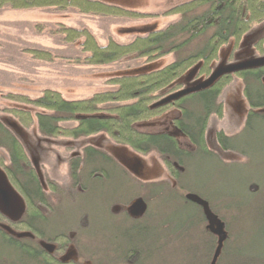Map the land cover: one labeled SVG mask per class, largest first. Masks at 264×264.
I'll return each mask as SVG.
<instances>
[{"label":"trees","instance_id":"trees-1","mask_svg":"<svg viewBox=\"0 0 264 264\" xmlns=\"http://www.w3.org/2000/svg\"><path fill=\"white\" fill-rule=\"evenodd\" d=\"M207 5L208 13L186 22L169 24L163 28H158L156 24L129 27L128 32L136 36L127 44H119L111 38H108L106 44H99L96 36L88 29L72 28L63 23L51 25L42 22L34 25L33 29L37 35H46L67 48L71 46L76 52L68 54L70 52L67 51L68 56H57L53 51L45 49H22L21 52L32 60L47 63L55 58H61L63 64L76 68H96L121 62L135 63L140 60L143 61L142 65H136L129 71L127 66L128 69L125 71L110 74L107 77V84L113 86V90L97 93L83 100H67L60 92L51 89L42 90L41 96L36 99L22 93L4 92L0 89V99L3 101L45 111L33 115L26 109L10 108L1 109L0 113L10 117L25 131L36 124L37 134L43 140L50 138L78 140L104 133L133 153L142 156L157 154L169 179L147 180L142 177L138 162L133 161L134 168L129 169L125 163L122 165L116 162L106 152L85 144L79 158H73L68 163V184L58 186L49 184L51 196L47 195L31 163L26 145L0 117V149L5 152L8 160V164H5L4 159L0 157V167H3L9 182L18 190V194H21L17 196L23 199L27 207L24 221L12 227L21 233L29 234L17 236L12 234L9 226L1 225L0 239L4 245L17 249L33 264H61L49 260L42 244L58 243L62 249L67 244H73L80 260L72 264H90L92 256L81 252L77 229L62 226L60 231L48 235L39 227L38 222L48 224L50 222L48 218L63 203L75 202L76 196L84 198L89 192L88 180L101 183L111 176L112 171H116L120 172L123 178V199L113 200L105 207L115 215L111 211L114 205L121 204L126 207L132 201L139 202L142 206L139 215L135 214V217H132L123 210V215L120 216H123L128 225L138 227L144 224L147 225L144 228L152 227L155 238L151 254L147 252V244L142 245V248L138 246L124 248L121 259L117 258L113 264H134L144 255L145 264H151L152 254L170 245L191 250L186 257L191 260L197 258L196 264H210L217 246V237L207 228L204 204L212 215L223 222L227 233L216 261V264H221L231 239L228 224L218 212L215 201L202 192L182 185L180 178L186 167L185 159L199 154L213 155L215 152L207 147L206 135L211 117L222 118L223 106L220 97L223 90L236 78L242 79L245 83L248 80H255L264 88V63L255 64L264 60V36L259 37L253 45L256 54L254 57L241 62L236 59L244 37L264 22V0H192L160 14L131 11L102 0H0V11L40 10L53 14L75 13L84 17L116 18L137 22L153 21L159 17L182 16ZM211 28H214L215 32L206 39L201 50L171 63L162 62L165 57L200 38ZM119 32L122 33L123 29ZM227 47H230V51L225 65L246 63L245 69L225 74L203 90L178 100L165 102L174 93L185 89L181 80L193 68L196 67V72L191 79L192 82L206 80L211 75L214 65L219 64L221 52ZM243 93L249 106L247 118L254 116L264 120V102H253L247 86L243 88ZM188 99L192 101L188 104L191 110L184 106ZM174 108L182 111L181 117L174 120V125L191 143L192 150L181 148L176 139L167 133H146L136 126L157 119ZM193 108L197 113L193 112ZM228 138L224 130L217 132L216 141L220 149L226 150ZM127 192L129 194L125 198L124 194ZM99 193L103 194L102 189ZM161 195L167 200L173 198L176 202L175 205L174 202H170L172 215L184 209V217L177 218L179 221L177 223H181L177 229L172 227L173 222L159 224L158 210L157 213L150 212L151 202L158 200L157 197ZM51 197L56 200L55 204L51 202ZM99 199L105 204L106 198L99 196ZM46 206L49 207L47 214L44 211ZM101 211L96 209L93 211L92 216L96 223L101 218ZM0 212L4 214L1 210ZM71 234L74 235L73 239L70 238ZM33 238L38 242L32 241Z\"/></svg>","mask_w":264,"mask_h":264},{"label":"rangeland","instance_id":"rangeland-1","mask_svg":"<svg viewBox=\"0 0 264 264\" xmlns=\"http://www.w3.org/2000/svg\"><path fill=\"white\" fill-rule=\"evenodd\" d=\"M107 1L117 3V6L119 5L131 11L160 14L176 5L192 0ZM208 12L207 5L182 16L159 17L153 21L130 22L129 20L116 18L84 17L75 13L60 18V15H55L49 11L1 10L0 89L4 92H20L36 99L41 96L43 89L50 88L48 86L62 87L65 92L62 94L63 98L83 100L94 94L113 90V86L107 84V77L110 74L125 71L128 69L127 66H129V71L134 69L136 65H142L143 61L140 60L135 63L132 61L129 63L121 62L96 68H76L67 64H50L32 60L29 56L23 55L21 50L36 48L51 51L49 46L53 41L46 35L35 33L33 28L36 23L44 22L51 25L63 23L77 29L86 28L95 34L99 44H106L108 38L119 44H127L136 36L134 33L127 32L130 29L129 27L146 24L165 27L173 23L186 22ZM121 29L127 31L120 33ZM214 32V28L208 29L203 36L190 42L174 54L165 57L162 62L164 64L171 63L201 50L206 39ZM261 36H264V22L257 26L251 34L244 37L236 54L238 62L246 61L256 55L253 45ZM67 51L70 52L68 54H73V51L76 52L74 48L69 46V48L64 47L61 53L67 55ZM229 51L230 47H227L221 52V60L219 64L214 65L213 71L218 65L225 66ZM51 71L54 73L47 75ZM46 79L48 81H45ZM187 80H181L185 89L195 83L192 80ZM199 81H202V79H199ZM246 86L249 88L253 102H264V88L258 82L248 80L245 83L240 78L233 80L223 90L220 97L223 106L222 118L212 116L207 129V147L214 150V154H199L185 159L186 167L180 178L182 185L202 192V194L215 201L218 212L223 215L228 224L231 239L227 244L221 264H264V120L254 116L247 118L249 106L243 93V88ZM191 102L188 99L184 104L185 108L190 109L188 104H191ZM10 108L26 109L31 111L33 115L45 112L41 109L15 105L0 99V110ZM245 109L247 111L246 116ZM181 112V109L174 108L162 117L153 119L152 122L140 123L136 126L140 127L141 131L174 133L182 147L191 148L187 139L177 133L170 124L174 117H181ZM193 112H196L195 108H193ZM4 115L0 113L1 119L10 127L13 120ZM10 128L12 129V127ZM12 130L20 139L26 141H31L32 137L38 136L36 124L26 131L22 128ZM217 130H224L229 137L226 141V150L220 149L216 143L215 133ZM111 144L109 150H106L120 163L129 166V169L134 168L133 161L138 162L141 172L144 173L147 180L162 181L169 179L162 161L156 154L150 153L147 156H140L131 152L128 148ZM53 150V153L43 156L41 162L30 158V156L29 158L33 166L36 164L38 172L42 173L44 182L52 179L57 183H61L67 177V167L64 164L67 156L62 149L54 148ZM0 157L4 159L5 164H8L7 156L1 149ZM0 171H2L3 178L8 185L9 203L6 207L20 216L18 212L24 210V201L19 198L20 195L16 188L9 182L3 167H0ZM110 174L111 176L101 183L88 180L89 192L86 193L84 198L76 196L75 202L63 203L48 218L50 220L48 224L38 222L39 227L48 235L60 231L62 226L77 229L78 238L81 242V252L92 256L90 264L116 263L117 258L121 259L124 248L141 247L147 244L149 254L154 249L153 240L155 237L152 227L144 228L147 226L144 224H140L138 227L132 224L128 225L123 220V216L112 215L109 212L110 209L106 208L113 200L123 199L121 173L112 171ZM100 189H102L103 194L99 193ZM128 194L129 192L124 194L125 198L128 197ZM99 196L106 198L105 204L101 203ZM162 197L161 195L157 197L158 200L151 202L150 212L155 211L157 213L158 210L160 214L157 218L158 223L173 222L172 227L177 229L181 225V223H177L179 222L177 218L178 216L184 217V209L182 208V210L176 211L172 215L173 209L171 210L170 202H174V205L176 202L173 198L167 200ZM128 208V211L134 216L142 212V206L137 201ZM95 209L96 211L102 210L101 218L97 223L92 216ZM191 252V250L187 251L185 248L170 245L163 250L155 251L151 257V264H196L197 258L191 260L186 257L187 253L190 254ZM143 257L134 264H145ZM0 264H33V262L28 261L17 249L4 245L0 239Z\"/></svg>","mask_w":264,"mask_h":264},{"label":"flooded vegetation","instance_id":"flooded-vegetation-1","mask_svg":"<svg viewBox=\"0 0 264 264\" xmlns=\"http://www.w3.org/2000/svg\"><path fill=\"white\" fill-rule=\"evenodd\" d=\"M246 109H245V116H246ZM162 117V116H161ZM160 118V117H159ZM179 117H174L171 121H170V124L172 125V127L176 130L177 133H179L181 136H183L184 138H186L176 127V125H174V120L178 119ZM152 122V121H151ZM144 124V123H143ZM142 124V125H143ZM147 124V123H145ZM141 125V126H142ZM139 130H140V127H137ZM219 130L216 131L215 133V140H216V134ZM143 132H146V133H152V132H147V131H143ZM153 133H167L171 136H173L177 143L179 144V146L181 148H184L180 145L179 143V140L176 138V136L174 135V133H170V132H166V131H162V132H153ZM187 139V138H186ZM24 144L26 145V149L29 153V156L30 158H34V159H37L39 160L40 162L42 161L43 159V156H48L50 153H53L54 152V148H58V149H62L64 151V153L66 154L67 158H65V161H64V164L66 165L67 167V174H68V163L71 159L73 158H79L80 154H81V150L83 148V146L85 144H90L96 148H98L99 150L101 151H104L106 152L107 154H109V156L112 157V159H114L116 162L120 163L112 154H110L108 152L109 150V146L110 144L111 145H117L118 147H123V145H120L118 143H116L115 141H113L112 139L109 138V136H107L106 134L104 133H100V134H96V135H93L89 138H83V139H78V140H70V139H66V140H62V139H47V140H43L41 139L39 136H34L31 138V141H26L24 139H21ZM83 140V141H81ZM188 141V139H187ZM189 142V141H188ZM217 143V141H216ZM189 144L191 145V143L189 142ZM218 145V143H217ZM219 146V145H218ZM64 149H63V148ZM220 148V147H219ZM108 149V150H106ZM184 149H188V150H192L193 147L191 145V148H184ZM70 150H72L70 153H68ZM214 151V150H212ZM139 155V154H138ZM149 155V154H148ZM142 156V155H140ZM147 156V155H145ZM156 156H158L156 154ZM159 158V156H158ZM160 159V158H159ZM31 160V159H30ZM161 160V159H160ZM122 164V163H120ZM123 165V164H122ZM36 171V170H35ZM36 174L39 176V180L41 182V185L45 191V193L47 195H50L51 196V192H50V185L49 184H56L57 186L60 184H68L67 183V177L64 181H61V183H57L55 180V182L51 179V180H47L46 182L43 181V176H42V173L40 174L39 172L37 173L36 171ZM142 177H144V173L142 172ZM67 176V175H66ZM146 178V177H145ZM67 186V185H66ZM17 190V189H16ZM18 192V190H17ZM19 195H21L19 193ZM51 202H53L54 204L56 203V200H54V197H51ZM121 202V201H120ZM135 201H132L130 202L126 207H123V205L121 204H118V205H114L112 208H111V211L115 214V215H123V210H126L132 217H135L134 215H132L129 211H128V207L134 203ZM26 204L24 202V210L18 212L20 213V216L15 214L14 212L10 211V209H6L5 208V211H2L4 212L1 213L0 212V226H4V225H7L9 226L10 228V231L12 232V234H16V233H21V231L19 230H15V227H12L13 225H16L17 223H21L24 221V217L26 216L25 213H26ZM44 211L46 212V214L48 213L49 211V207L46 206ZM22 212V213H21ZM46 216V215H45ZM6 222V223H5ZM9 223V225L7 224ZM8 231V230H7ZM74 235L71 234L70 235V238L73 239ZM32 241H37L35 238L31 239ZM51 246L50 247H47V248H44L45 251H46V255L48 256L49 260L51 262H56V263H61V264H72V263H78L80 258H79V253L77 251V249L74 247L73 244H67V246L62 249L61 246L58 244V243H50ZM74 254H75V258H74Z\"/></svg>","mask_w":264,"mask_h":264},{"label":"water","instance_id":"water-1","mask_svg":"<svg viewBox=\"0 0 264 264\" xmlns=\"http://www.w3.org/2000/svg\"><path fill=\"white\" fill-rule=\"evenodd\" d=\"M263 63H264V60L259 61L258 63H255V64H263ZM246 67H247L246 63H237V64L227 65V66L226 65L225 66H222V65L219 66L218 65V67L214 71H212L211 75L206 80H202V81L198 80L196 83H194V85L174 93L173 95L168 97L165 102H168L170 100H178L181 97H184V96H187V95L192 94L194 92H198L200 90H203V89L209 87L210 85H212L221 76H223L225 74H230V73L241 71V70L245 69ZM195 72H196V67L193 68L192 70H190L189 72H187L186 77L183 78L182 80H186V79L191 80L194 77ZM10 127H12V129H14V130H17L18 128L21 129V127L14 121L10 125ZM33 167L35 168V170L38 173V168H36V164H34ZM4 183L6 184V186ZM7 187H8L7 182L3 178L2 172L0 171V204H1L0 210H2V211H5V208L7 209L6 206H8V203H9V197H8V193H7L8 188ZM198 202H200V201L198 200ZM204 208H205V214H206L207 221H208V227L207 228L209 229L210 232H212L217 237V246L215 248L213 258H212L211 263H210V264H216L217 258L219 256L220 251H221L222 246H223V242L227 238V233L225 231L223 222H221L217 217H215L214 215H212L210 213L206 204H204ZM5 228L8 229L7 227H5ZM16 235L17 236H23V235H29V234L16 233ZM42 245L44 248L51 246V245H47V244H42Z\"/></svg>","mask_w":264,"mask_h":264},{"label":"crops","instance_id":"crops-1","mask_svg":"<svg viewBox=\"0 0 264 264\" xmlns=\"http://www.w3.org/2000/svg\"><path fill=\"white\" fill-rule=\"evenodd\" d=\"M102 1H104V2H107V3H110V4H112V5H117V3H111V2H109V1H107V0H102ZM119 6V5H118ZM42 12V11H41ZM46 12H48V11H46ZM44 14V13H43ZM55 15L57 14V13H54ZM70 14V13H69ZM69 14H58V15H60L59 17L61 18V17H63V16H66V15H69ZM73 28V27H72ZM158 28H163V26H159ZM125 31H127V30H124L123 32H125ZM128 32V31H127ZM126 32V33H127ZM95 35V34H94ZM8 45H11V44H8ZM65 46H64V44H62V43H58L57 41H52V43H51V45L49 46V48L51 49V51H53L54 53L53 54H55V55H57V56H68V54H67V52H66V54L67 55H65V54H63V53H61L62 51H63V48H64ZM23 54V53H22ZM23 55H25V54H23ZM30 58V57H29ZM44 63H46V62H44ZM47 63H50V64H63L64 63V61L61 59V58H55V60H52V62H47ZM56 72V71H55ZM50 73H54L53 71H51V72H48V74L47 75H50ZM57 75V74H56ZM45 81H48L47 79L45 80ZM48 87H50V88H45V89H51V90H53V91H56V92H60L61 94H63V93H65L64 91H63V88L61 87V88H58V87H54V86H48ZM54 87V88H53ZM45 89H43V90H45ZM20 93V92H19Z\"/></svg>","mask_w":264,"mask_h":264}]
</instances>
